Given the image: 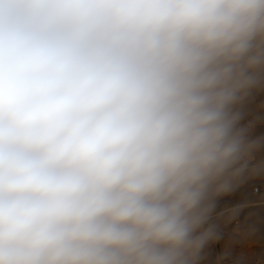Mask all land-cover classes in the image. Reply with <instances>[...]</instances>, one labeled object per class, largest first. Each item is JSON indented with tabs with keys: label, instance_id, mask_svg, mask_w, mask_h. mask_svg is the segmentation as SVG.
Returning <instances> with one entry per match:
<instances>
[{
	"label": "clouds",
	"instance_id": "obj_1",
	"mask_svg": "<svg viewBox=\"0 0 264 264\" xmlns=\"http://www.w3.org/2000/svg\"><path fill=\"white\" fill-rule=\"evenodd\" d=\"M256 91L264 0H0V264H199Z\"/></svg>",
	"mask_w": 264,
	"mask_h": 264
},
{
	"label": "crops",
	"instance_id": "obj_2",
	"mask_svg": "<svg viewBox=\"0 0 264 264\" xmlns=\"http://www.w3.org/2000/svg\"><path fill=\"white\" fill-rule=\"evenodd\" d=\"M256 93L258 102L251 95L249 102L242 103L240 112L241 123H249L252 127L246 131L257 147L235 186L217 198L209 225L211 230L217 231L212 223H221L218 235L222 234V237L218 243L227 238L226 232L230 228L240 245L246 248L249 244L254 246L256 264H264V92ZM255 188L259 189V193H254ZM225 224L228 227H224Z\"/></svg>",
	"mask_w": 264,
	"mask_h": 264
},
{
	"label": "rangeland",
	"instance_id": "obj_3",
	"mask_svg": "<svg viewBox=\"0 0 264 264\" xmlns=\"http://www.w3.org/2000/svg\"><path fill=\"white\" fill-rule=\"evenodd\" d=\"M252 96L258 102L257 93L254 92ZM252 96L246 98L245 101L249 102ZM213 223L212 226L217 228L218 232L212 230V232L214 233V237L207 243V245L203 249L199 264H256V256H254V246H252V244H249L248 248H246L245 245L244 247L240 245L239 241L235 239L234 234H232L230 228V230L228 229L226 232L227 238H223V241L219 242L222 244L221 246L220 244L218 245V239L220 238V236L218 235V227L221 223L219 224L215 221Z\"/></svg>",
	"mask_w": 264,
	"mask_h": 264
},
{
	"label": "built area",
	"instance_id": "obj_4",
	"mask_svg": "<svg viewBox=\"0 0 264 264\" xmlns=\"http://www.w3.org/2000/svg\"><path fill=\"white\" fill-rule=\"evenodd\" d=\"M245 126H246V130H251L252 127L249 123H245ZM254 193H259V189L258 188H255L254 189ZM238 223L236 222L235 225H237ZM224 227H228V224H225Z\"/></svg>",
	"mask_w": 264,
	"mask_h": 264
},
{
	"label": "water",
	"instance_id": "obj_5",
	"mask_svg": "<svg viewBox=\"0 0 264 264\" xmlns=\"http://www.w3.org/2000/svg\"><path fill=\"white\" fill-rule=\"evenodd\" d=\"M214 231H216V230H214ZM216 232H218V231H216ZM222 237V234H220V238ZM218 245H219V243H218Z\"/></svg>",
	"mask_w": 264,
	"mask_h": 264
}]
</instances>
